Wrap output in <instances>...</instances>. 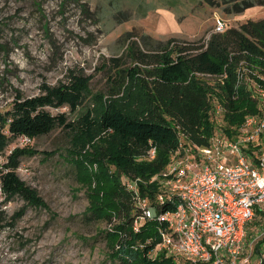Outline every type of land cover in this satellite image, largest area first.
<instances>
[{
    "label": "rangeland",
    "instance_id": "rangeland-1",
    "mask_svg": "<svg viewBox=\"0 0 264 264\" xmlns=\"http://www.w3.org/2000/svg\"><path fill=\"white\" fill-rule=\"evenodd\" d=\"M80 2H85L95 16L82 10ZM139 2L141 7L132 0L117 2L119 9L130 12L128 20L117 23L109 19L108 12H100V6L107 8L106 0H0V109L7 108L16 93L35 95L41 83L64 81L73 70L87 78L83 100L73 112L67 107L45 108L51 114L64 112L67 121H72L86 110L97 115L107 104L133 114L141 108L138 81L119 86L120 68L112 67L109 61L110 57L122 56L124 44L119 38L125 32L200 44L214 32L215 17L222 18L226 27H237L245 19L264 16V3L228 14L222 5L212 6L205 0ZM123 62L120 67L133 65L127 59ZM254 73L244 68L238 86L254 97L255 107L243 102L230 120L223 111L215 112L220 103L213 85L217 78L199 76L208 88L204 126L210 124L211 131L229 135L245 116L261 112L260 91L264 85L257 83ZM84 145V149L75 146L71 134L56 127L26 141L17 137L0 154L1 163L13 146L28 151L20 158L16 174L41 198L40 206H29L18 197L6 201L0 193V217L8 218L23 208L12 226L0 229V264H110L105 257L108 244L103 230L116 220L106 219L104 213L111 211L110 187L118 171L96 160L100 150H110L107 134L94 131L93 140ZM163 170L138 181L160 187ZM91 210L97 219L85 217L84 212ZM259 211L247 225L249 233L264 224V204ZM259 241L264 243V235ZM159 254L162 251L152 253Z\"/></svg>",
    "mask_w": 264,
    "mask_h": 264
},
{
    "label": "trees",
    "instance_id": "trees-1",
    "mask_svg": "<svg viewBox=\"0 0 264 264\" xmlns=\"http://www.w3.org/2000/svg\"><path fill=\"white\" fill-rule=\"evenodd\" d=\"M106 1V9L100 6L101 13L108 12L109 19L117 23L129 19L130 12L119 9L120 0ZM205 1L212 6L222 5V10L228 14L264 3V0ZM132 2L141 7L139 0ZM80 6L89 12L85 2H80ZM144 11L140 14L144 15ZM89 13L95 16L94 11ZM119 40L124 44L122 56L110 57L109 61L112 67L120 68L119 86L127 81H138L139 111L131 114L107 104L97 115L86 110L72 121H67L64 112L51 114L45 108L67 107L73 112L83 100L87 78L69 70L64 81L54 85L41 83L38 93L32 96L16 93L8 107L0 109V154L17 137L33 139L56 127L67 130L80 149L93 140L94 131L107 134L110 150H100L96 160L106 162L118 174L113 176L114 183L110 187L111 211L104 213L106 219L114 217L116 220L103 230L108 244L106 260L110 264H189L184 259L151 254L159 240L155 219L145 218L133 229V220L141 215L136 198L151 201L154 194L160 192L157 183L142 185L138 180L146 181L165 168L169 154L179 143L199 146L208 143L211 125L204 126L202 119L208 103V88L199 76L217 78L213 85L217 87L226 119L230 120L245 101L249 107H255L254 97L238 86L237 74L244 68L253 70L257 83L264 85V17L245 19L237 27L225 26L200 44L174 38L161 41L144 33L130 32H125ZM124 59L133 65L120 67ZM150 148L154 149L151 158L147 155ZM27 154L24 147L13 146L4 155L0 163V193L6 201L18 197L25 205L40 206L41 198L36 191L16 174L20 158ZM127 180L134 181L135 191L124 185ZM168 204V200L156 204V213ZM22 212L23 208H19L8 218L0 217V229L12 226ZM84 214L87 218H98L92 210ZM251 234L247 231V235Z\"/></svg>",
    "mask_w": 264,
    "mask_h": 264
},
{
    "label": "built area",
    "instance_id": "built-area-1",
    "mask_svg": "<svg viewBox=\"0 0 264 264\" xmlns=\"http://www.w3.org/2000/svg\"><path fill=\"white\" fill-rule=\"evenodd\" d=\"M225 26L215 17L214 32ZM260 97L261 112L245 116L231 134L216 129L206 145L179 143L160 173V192L151 201L136 198L141 215L133 229L145 218L156 221L159 240L151 254L159 250L189 264H264V224L251 235L246 231L264 204V90ZM216 110L222 111L220 103ZM153 154L150 148L148 157ZM124 185L135 191L134 181ZM165 200L169 204L156 213Z\"/></svg>",
    "mask_w": 264,
    "mask_h": 264
},
{
    "label": "crops",
    "instance_id": "crops-1",
    "mask_svg": "<svg viewBox=\"0 0 264 264\" xmlns=\"http://www.w3.org/2000/svg\"><path fill=\"white\" fill-rule=\"evenodd\" d=\"M264 17V16H263ZM258 212H260L259 210H258Z\"/></svg>",
    "mask_w": 264,
    "mask_h": 264
}]
</instances>
